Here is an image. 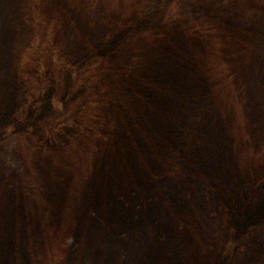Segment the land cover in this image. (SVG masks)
I'll return each mask as SVG.
<instances>
[{
  "label": "rangeland",
  "instance_id": "374dc122",
  "mask_svg": "<svg viewBox=\"0 0 264 264\" xmlns=\"http://www.w3.org/2000/svg\"><path fill=\"white\" fill-rule=\"evenodd\" d=\"M0 264H264V0H0Z\"/></svg>",
  "mask_w": 264,
  "mask_h": 264
},
{
  "label": "trees",
  "instance_id": "16d2710c",
  "mask_svg": "<svg viewBox=\"0 0 264 264\" xmlns=\"http://www.w3.org/2000/svg\"><path fill=\"white\" fill-rule=\"evenodd\" d=\"M50 125L53 123V118L49 121ZM84 125H87V122L84 123Z\"/></svg>",
  "mask_w": 264,
  "mask_h": 264
}]
</instances>
